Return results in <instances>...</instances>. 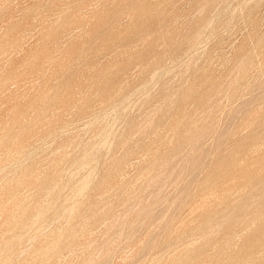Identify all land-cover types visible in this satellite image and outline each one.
I'll use <instances>...</instances> for the list:
<instances>
[{"label":"rangeland","instance_id":"1","mask_svg":"<svg viewBox=\"0 0 264 264\" xmlns=\"http://www.w3.org/2000/svg\"><path fill=\"white\" fill-rule=\"evenodd\" d=\"M263 89L264 0H0V264H264Z\"/></svg>","mask_w":264,"mask_h":264},{"label":"bare ground","instance_id":"2","mask_svg":"<svg viewBox=\"0 0 264 264\" xmlns=\"http://www.w3.org/2000/svg\"><path fill=\"white\" fill-rule=\"evenodd\" d=\"M43 2V1H42ZM247 2V1H246ZM129 3V2H128ZM175 7V6H174ZM210 27V26H209ZM262 41V40H261ZM209 43V42H208ZM202 44V43H201ZM205 47V46H204ZM200 50H202V49H200ZM195 51V50H194ZM228 52V51H227ZM192 53V52H191ZM250 53V52H249ZM191 55V54H190ZM258 55V54H257ZM226 56H228V55H226ZM188 57V56H187ZM257 58H258V56H257ZM183 60H185V59H183ZM182 61V60H181ZM246 62V61H245ZM250 62V61H249ZM167 63V62H166ZM182 63V62H181ZM197 63V62H196ZM238 65V64H237ZM249 66V65H248ZM163 71V70H162ZM161 71V72H162ZM263 72V71H262ZM238 73V72H237ZM260 75V74H259ZM262 75V74H261ZM158 76H160V74L158 73ZM159 78V77H158ZM254 81V80H253ZM263 82V81H262ZM151 83V82H150ZM262 84V83H261ZM260 86V85H259ZM143 87V86H142ZM152 89V88H151ZM178 89V88H177ZM264 90V89H263ZM164 91V90H163ZM178 92V91H177ZM175 93V92H174ZM55 94V93H54ZM148 94V93H147ZM155 95V94H154ZM135 96V95H134ZM148 96V95H147ZM131 97V96H130ZM245 103V102H244ZM102 105V104H101ZM163 105H165V104H163ZM115 107V106H114ZM121 107V106H120ZM123 107V106H122ZM111 111V110H110ZM247 111V110H246ZM129 112H130V110H129ZM139 112V111H138ZM240 112V111H239ZM244 112V111H243ZM48 113V112H47ZM108 113V112H107ZM227 113V112H226ZM246 113H248V111L246 112ZM105 115V114H104ZM157 115V114H156ZM222 115H223V113H222ZM226 115V114H225ZM243 115V114H242ZM108 116V115H107ZM110 116V115H109ZM125 116V115H124ZM169 116V115H168ZM92 117V116H91ZM141 117V116H140ZM105 118V117H104ZM229 118V117H228ZM235 118H236V116H235ZM234 118V119H235ZM262 118V117H261ZM125 119V118H124ZM95 120V119H94ZM216 120V119H215ZM239 120V119H238ZM80 122V121H79ZM91 122V121H90ZM111 122V121H110ZM159 122V121H158ZM123 123V122H122ZM228 123V122H227ZM260 123V122H259ZM115 124H117V123H115ZM239 124V123H238ZM85 125V124H84ZM101 125V124H100ZM248 125V124H247ZM87 126H88V124H87ZM86 126V127H87ZM207 126V125H206ZM249 126V125H248ZM44 127V126H43ZM188 127V126H187ZM212 127H213V125H212ZM45 128V127H44ZM119 128V127H118ZM203 128H205V127H203ZM225 128V127H224ZM245 128V127H244ZM114 129V128H113ZM117 129V128H116ZM231 129V128H230ZM73 130V129H72ZM75 130V129H74ZM104 130V129H103ZM112 130V129H111ZM196 130H194V132H195ZM211 131V130H210ZM260 131V130H259ZM61 132V131H60ZM68 132V131H67ZM102 132V131H101ZM197 132V131H196ZM203 132V131H202ZM204 132H205V130H204ZM234 132H235V130H234ZM64 133V132H63ZM206 133H207V131H206ZM215 133V132H214ZM9 134V133H8ZM66 134V133H65ZM154 134V133H153ZM187 134H189V133H187ZM193 134V133H192ZM198 134V133H197ZM196 134V135H197ZM256 134V133H255ZM183 135H184V132H183ZM206 135V134H205ZM252 135V134H251ZM97 136H99V135H97ZM149 136V135H148ZM220 136V135H219ZM229 136V135H228ZM253 136V135H252ZM56 137V136H55ZM177 137V136H176ZM95 138V137H94ZM191 138V137H190ZM193 138H195V136L193 137ZM211 138V137H210ZM218 138V137H217ZM225 138V137H224ZM260 138H262V137H260ZM264 138V137H263ZM262 138V139H263ZM61 139V138H60ZM112 139V138H111ZM189 139V138H188ZM192 139V138H191ZM190 139V140H191ZM207 139V138H206ZM216 139V138H215ZM255 139V138H254ZM193 140V139H192ZM13 141V140H12ZM186 141V140H185ZM213 141V140H212ZM258 141V140H257ZM259 141H261V140H259ZM258 141V142H259ZM184 142V141H183ZM215 142V141H214ZM255 142V141H254ZM38 143V142H37ZM43 143V142H42ZM111 143V142H110ZM192 143V142H191ZM205 143H206V141H205ZM204 143V144H205ZM219 143V142H218ZM181 144V143H180ZM188 144H190V143H188ZM194 144V143H193ZM192 144V145H193ZM259 144V143H258ZM257 144V145H258ZM178 145V144H177ZM203 145V144H202ZM260 145V144H259ZM51 146V145H50ZM183 146V145H182ZM160 147V146H159ZM199 147V146H198ZM202 147V146H201ZM208 147H210V146H208ZM221 147V146H220ZM263 147H264V145H263ZM47 148V147H46ZM183 148V147H182ZM205 148V147H204ZM181 149V148H180ZM193 149V148H192ZM237 149V148H236ZM176 150V149H175ZM197 150V149H196ZM182 151V150H181ZM186 151V150H185ZM208 151V150H207ZM221 151V150H220ZM224 151V150H223ZM16 152V151H15ZM32 152V151H31ZM171 152V151H170ZM201 152V151H200ZM210 152V151H209ZM119 153H120V151H119ZM165 153H167V152H165ZM169 153V152H168ZM180 153V152H179ZM206 153V152H205ZM233 153V152H232ZM32 154V153H31ZM51 154V153H50ZM212 154V153H211ZM170 155V154H169ZM194 155V154H193ZM204 155V154H203ZM223 155V154H222ZM162 157V156H161ZM165 157H167V156H165ZM37 158V157H36ZM106 158V157H105ZM220 159H218V162H217V168H214L211 172H210V175L208 176V178H207V180L205 181V183H211V179L212 178H214V177H216L217 175H219V170H220V168L223 166V164H225L226 162H227V159H226V157H225V155H223L222 157H219ZM100 159V158H99ZM172 159H173V156H172ZM263 159V158H262ZM30 160V159H29ZM28 160V161H29ZM32 160V159H31ZM209 160V159H208ZM11 161H13V160H11ZM164 161V160H163ZM34 162V161H33ZM150 162V161H149ZM165 162H171V158L170 157H168L167 159H166V161ZM184 162V161H183ZM20 163V162H19ZM167 163V164H168ZM186 163V162H185ZM17 164V163H16ZM153 164V163H152ZM191 164V163H190ZM209 164H210V161H209ZM24 165V164H23ZM154 165V164H153ZM164 165V164H163ZM208 165V164H207ZM19 166V165H18ZM160 166H161V164H160ZM159 166V167H160ZM175 166V165H174ZM38 167H40V166H38ZM98 167V166H97ZM171 167V166H170ZM191 167V166H190ZM11 168V167H10ZM16 168V167H15ZM21 168V167H20ZM118 168V167H117ZM22 169V168H21ZM143 169V168H142ZM147 169V168H146ZM157 169V168H156ZM262 171L261 172H255V175H251V173L250 174H246V175H243L242 176V178H241V180H243V181H245V182H247L249 179L251 180L252 178H257L258 180H259V182L257 183V184H254L252 187H253V190L254 191H256V193L257 194H255V196H257V197H259L260 195H261V193H258L257 192V189H258V185H264V165H263V167H262ZM186 170V169H185ZM201 170V169H200ZM154 171V170H153ZM157 171V170H156ZM161 171V170H160ZM166 171V170H165ZM193 171V170H192ZM141 172V171H140ZM187 172V171H186ZM152 173V172H151ZM169 173V172H168ZM204 173V172H203ZM67 174V173H66ZM137 174H139V173H137ZM141 174V173H140ZM147 174V173H146ZM5 175V174H4ZM9 175V174H8ZM113 175V174H112ZM150 175V174H149ZM148 175V176H149ZM194 176V175H193ZM138 177H139V175H138ZM141 177V176H140ZM95 178V177H94ZM105 178H106V175H105ZM135 178V177H134ZM61 179V178H60ZM136 179V178H135ZM146 179V178H145ZM158 179V178H157ZM166 179V178H165ZM170 179V178H169ZM187 179V178H186ZM194 179H195V177H194ZM204 179V178H203ZM143 180V179H142ZM183 180V179H182ZM205 180V179H204ZM71 181V180H70ZM94 181V180H93ZM138 181V180H137ZM167 181V180H166ZM172 181V180H171ZM190 181V180H189ZM7 182V181H6ZM13 182V181H12ZM87 183L88 182V177H86L85 178V181L84 182H82V183ZM150 183V182H149ZM153 183V182H152ZM196 183V182H195ZM200 183H201V181H200ZM134 185V184H133ZM133 185L131 186V187H133ZM141 185V184H140ZM143 185V184H142ZM154 185V184H153ZM228 185V184H227ZM83 186H85V185H83ZM82 186V187H83ZM129 186H130V183H129ZM186 186V185H185ZM128 187V186H127ZM261 187V186H260ZM134 188V187H133ZM151 188V187H150ZM194 188V187H193ZM213 188V187H212ZM72 189V188H71ZM140 189V188H139ZM135 190V189H134ZM169 190V189H168ZM181 190V189H180ZM179 190V191H180ZM194 190V189H193ZM133 191V190H132ZM131 191V192H132ZM141 191V190H140ZM145 191V190H144ZM161 191V190H160ZM165 191H166V189H165ZM189 191V190H188ZM187 191V192H188ZM197 191V190H196ZM65 192V191H64ZM130 192V193H131ZM139 192V191H138ZM195 192V191H194ZM18 193V192H17ZM135 193H136V191H135ZM143 193V192H142ZM145 193V192H144ZM156 193V192H155ZM190 193V192H189ZM62 194H63V192H62ZM178 194V193H177ZM186 194V193H185ZM125 195V194H124ZM148 195V194H147ZM173 195V194H172ZM174 195H175V193H174ZM194 195V194H193ZM212 195H215V193H212ZM82 196V195H81ZM113 196V195H112ZM184 196V195H183ZM186 196H187V194H186ZM185 196V197H186ZM210 196V195H209ZM251 196V195H250ZM60 197H61V195H60ZM64 197V196H63ZM135 197V196H134ZM164 197V196H163ZM34 198V197H33ZM102 198V197H101ZM107 198V197H106ZM123 198H124V196H123ZM181 198V197H180ZM183 198V197H182ZM194 198V197H193ZM60 199V198H59ZM11 200V199H10ZM13 200V199H12ZM44 200V199H43ZM46 200V199H45ZM104 200V199H103ZM102 200V201H103ZM115 200H116V198H115ZM132 200V199H131ZM130 200V201H131ZM178 200V199H177ZM183 200V199H182ZM187 200V199H186ZM249 200V199H248ZM134 201V200H133ZM139 201V200H138ZM143 201V200H142ZM145 201V200H144ZM165 201H166V199H165ZM181 201V200H180ZM129 202V201H128ZM155 202V201H154ZM183 202V201H182ZM188 202H189V200H188ZM234 202V201H233ZM14 203V202H13ZM103 203V202H102ZM116 203H118V202H116ZM115 203V204H116ZM158 203V202H157ZM160 203V202H159ZM178 203V202H177ZM205 203V202H204ZM262 203V202H261ZM44 204V203H43ZM111 204V203H110ZM109 204V205H110ZM119 204V203H118ZM135 204V203H134ZM189 204V203H188ZM108 205V206H109ZM143 205V204H142ZM153 205V204H152ZM160 205V204H159ZM174 205V204H173ZM178 205V204H177ZM186 205V204H185ZM94 206V205H93ZM133 206V205H132ZM149 205H147V207H148ZM161 206H162V203H161ZM160 206V207H161ZM168 206V205H167ZM254 206V205H253ZM90 207V206H89ZM152 207V206H151ZM169 207V206H168ZM175 207V206H174ZM173 207V208H174ZM180 207V206H179ZM94 208V207H93ZM159 208V207H158ZM164 208V207H163ZM172 208V209H173ZM181 208H182V206H181ZM194 208V207H193ZM200 208V207H199ZM88 209V208H87ZM107 209V208H106ZM109 209H110V207H109ZM111 209H112V207H111ZM147 209V208H146ZM178 209V208H177ZM134 210V209H133ZM141 210V209H140ZM165 210H166V208H165ZM164 210V211H165ZM168 210H169V208H168ZM146 211V210H145ZM167 211V210H166ZM180 211V210H179ZM179 211H177V212H179ZM246 211V205L245 204H243L242 206H237L235 209H234V211L230 214V216L228 217L229 218V226L230 227H232V226H234V225H236L238 222H239V219H240V217H241V214L242 213H244ZM9 212V211H8ZM56 212V211H55ZM92 212V211H91ZM108 212V211H107ZM113 212H114V209H113ZM173 212H175V211H173ZM3 213H4V211H3ZM47 213V212H46ZM54 213V212H53ZM138 213V212H137ZM143 213V212H142ZM165 213H167V212H165ZM72 214V213H71ZM109 214H110V212H109ZM118 214H119V212H118ZM179 214V213H178ZM247 214V213H246ZM256 214V213H255ZM51 215H54V214H51ZM123 215V214H122ZM126 215V214H125ZM146 215V214H145ZM150 215V214H149ZM163 215H164V212H163ZM99 216V215H98ZM102 216H103V218H105L104 216L105 215H103L102 214ZM136 216H137V214H136ZM144 216V215H143ZM155 216V215H154ZM161 216V215H160ZM159 216V217H160ZM166 216V215H165ZM165 216L163 217L164 219H165ZM110 217V216H109ZM108 217V218H109ZM258 217L260 218V219H264V212H261L259 215H258ZM100 218V217H99ZM102 218V219H103ZM137 218V217H136ZM161 218V217H160ZM98 219V218H97ZM153 219V218H152ZM155 219V218H154ZM201 219V218H200ZM206 219H207V223H204V225L202 226V228H201V230L200 231H202V232H205L204 233V235H205V237H207V236H209V235H211L212 233H217V229L212 225V222H213V220H214V217L209 213L208 215H207V217H206ZM212 219V220H211ZM117 220H118V218H117ZM139 220V219H138ZM143 220V219H142ZM146 220V219H145ZM169 220V219H168ZM172 220V219H171ZM98 221V220H97ZM106 221V220H105ZM114 221V220H113ZM134 221V220H133ZM137 221V220H136ZM161 221V220H160ZM180 221V220H179ZM219 221V220H218ZM247 221V220H246ZM99 222V221H98ZM109 222V221H108ZM151 222V221H150ZM41 223V222H40ZM46 223V222H45ZM155 223V222H154ZM160 223H162V222H160ZM166 223V222H165ZM177 223V222H176ZM95 224V223H94ZM132 224V223H131ZM142 224V223H141ZM246 224V223H245ZM91 225V224H90ZM93 225V224H92ZM124 225V224H123ZM134 225V224H133ZM139 225V224H138ZM150 225V224H149ZM169 225V224H168ZM254 225V224H253ZM14 226V225H13ZM137 226V225H136ZM147 226H148V224H147ZM171 226H172V224H171ZM225 226V225H224ZM228 226V227H229ZM76 227V226H75ZM105 227V226H104ZM135 227V226H134ZM156 227H157V225H156ZM185 227V226H184ZM229 227V228H230ZM88 228V227H87ZM90 228V227H89ZM96 228V227H95ZM122 228H124V227H122ZM169 228V227H168ZM94 229V228H93ZM111 229V228H110ZM127 229V228H126ZM98 230H100V229H98ZM120 230H121V228H120ZM135 230V229H134ZM154 230H155V227H154ZM97 231V230H96ZM111 231V230H110ZM119 230H117V232H118ZM132 231V230H131ZM143 231V230H142ZM146 231V230H145ZM159 231V230H158ZM162 231V230H161ZM93 232V231H92ZM136 232V231H135ZM168 232V231H167ZM103 233V232H102ZM125 233H126V231H125ZM163 233H164V231H163ZM60 234V233H59ZM101 234V233H100ZM128 234V233H127ZM158 234V233H157ZM162 234V233H161ZM186 234V233H185ZM193 234V233H192ZM257 234V233H256ZM153 235V234H152ZM213 235V234H212ZM262 235H264V232H262V234H261V236ZM12 236V235H11ZM85 236V235H84ZM120 236V235H119ZM125 236H126V234H125ZM155 237V236H154ZM158 237H159V235H158ZM113 238H114V236H113ZM152 238V237H151ZM165 237H163V239H164ZM15 239V238H14ZM72 239V238H71ZM110 239V238H109ZM124 239V238H123ZM66 240V239H65ZM88 240V239H87ZM151 240V239H150ZM213 240V239H212ZM13 241V240H12ZM16 241H19V240H17L16 239ZM163 241V240H162ZM186 241H188V240H186ZM192 241V240H191ZM58 242V241H57ZM67 242V241H66ZM132 242V241H131ZM5 243V242H4ZM102 243V242H101ZM142 243V242H141ZM146 243H148V242H146ZM154 243V242H153ZM174 243V242H173ZM177 243V242H176ZM189 243V245H190V242H188ZM193 244H194V242H192ZM63 244V243H62ZM69 244V243H68ZM203 244V243H202ZM146 245V244H145ZM149 245V244H148ZM51 246V245H50ZM56 246V245H55ZM54 246V247H55ZM60 246H61V244H60ZM157 246V245H156ZM203 246H205V244L203 245ZM255 246V245H254ZM253 246V247H254ZM4 247V246H3ZM103 247V246H102ZM110 247V246H109ZM148 247V246H147ZM168 247V246H167ZM46 248V247H45ZM250 248H252V247H250ZM258 248V247H257ZM3 249V248H2ZM58 249H59V246H58ZM72 249V248H71ZM90 249V248H89ZM129 249V248H128ZM148 249V248H147ZM205 248L204 247H197V248H189V247H187L186 248V250H185V252H184V255H187L188 257H190V256H195L196 258L197 257H203L205 254L203 253L205 250H204ZM100 250V249H99ZM105 250V249H104ZM134 250V249H133ZM46 251V250H45ZM141 251V250H140ZM57 252V251H56ZM55 252V253H56ZM144 252V251H143ZM54 253V252H53ZM71 253V252H70ZM110 253V252H109ZM131 253V252H130ZM145 253V252H144ZM148 253V252H147ZM105 254V253H104ZM113 254V253H112ZM118 254V253H117ZM44 255V254H43ZM147 255V254H146ZM2 256V255H1ZM0 256V257H1ZM41 256V255H40ZM71 256V255H70ZM101 256V255H100ZM103 256V255H102ZM44 257V256H43ZM55 257V256H54ZM99 257V256H98ZM108 257V256H107ZM138 257V256H137ZM39 258V257H38ZM37 258V259H38ZM100 258H102V257H100ZM152 259V258H151ZM199 259V258H198ZM31 260V259H30ZM50 260V259H49ZM101 260V259H100ZM137 260H138V258H137ZM192 260V259H191ZM202 260V259H201ZM208 260H210V259H208ZM207 260V261H208ZM5 261V260H4ZM33 261V260H32ZM36 261V260H35ZM110 262H111V260H109ZM135 262V261H134ZM133 263V262H132ZM152 263V262H151ZM207 263V262H206ZM27 264V263H26ZM46 264V263H45ZM112 264V263H111ZM172 264H189V261H186V259H185V257H181L180 259H178V260H175V261H173V263Z\"/></svg>","mask_w":264,"mask_h":264}]
</instances>
